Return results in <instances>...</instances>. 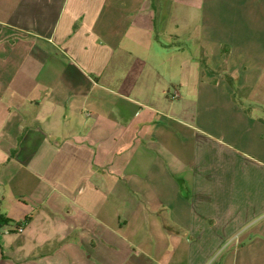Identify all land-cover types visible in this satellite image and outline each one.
Listing matches in <instances>:
<instances>
[{
	"label": "crops",
	"instance_id": "obj_1",
	"mask_svg": "<svg viewBox=\"0 0 264 264\" xmlns=\"http://www.w3.org/2000/svg\"><path fill=\"white\" fill-rule=\"evenodd\" d=\"M217 255L264 264V0H0V264Z\"/></svg>",
	"mask_w": 264,
	"mask_h": 264
},
{
	"label": "built area",
	"instance_id": "obj_2",
	"mask_svg": "<svg viewBox=\"0 0 264 264\" xmlns=\"http://www.w3.org/2000/svg\"><path fill=\"white\" fill-rule=\"evenodd\" d=\"M178 95H179V92H178V90L175 89L173 91V93L170 95V97L172 99H174V98H177ZM24 228H25L24 223H13V224H11L9 226H6L5 229H4V231L6 233L11 232V231H15L17 233H21V232L24 231Z\"/></svg>",
	"mask_w": 264,
	"mask_h": 264
},
{
	"label": "rangeland",
	"instance_id": "obj_3",
	"mask_svg": "<svg viewBox=\"0 0 264 264\" xmlns=\"http://www.w3.org/2000/svg\"><path fill=\"white\" fill-rule=\"evenodd\" d=\"M225 137H226V140H227V141H232V140H231V137H230L229 135L225 134ZM217 256H218V257H217ZM217 256L214 257V258H215V260H214V261H215V264H216V263L218 264L219 261L221 260V256H219V255H217ZM214 258H213V259H214Z\"/></svg>",
	"mask_w": 264,
	"mask_h": 264
}]
</instances>
